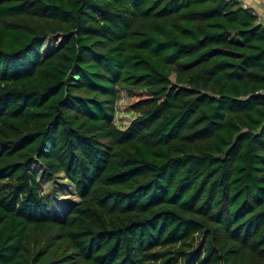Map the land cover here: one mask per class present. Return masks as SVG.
I'll use <instances>...</instances> for the list:
<instances>
[{"label":"trees","instance_id":"obj_1","mask_svg":"<svg viewBox=\"0 0 264 264\" xmlns=\"http://www.w3.org/2000/svg\"><path fill=\"white\" fill-rule=\"evenodd\" d=\"M118 89L134 115L123 129ZM37 169L74 188L59 216ZM0 264H264L251 8L0 0Z\"/></svg>","mask_w":264,"mask_h":264},{"label":"rangeland","instance_id":"obj_2","mask_svg":"<svg viewBox=\"0 0 264 264\" xmlns=\"http://www.w3.org/2000/svg\"><path fill=\"white\" fill-rule=\"evenodd\" d=\"M62 36H50L44 44L42 50L44 52L54 48L60 41ZM119 90V98L115 102V115L114 123L119 128L123 129L128 126L133 119V113L126 108V93L122 89ZM36 174L39 179V187L42 194L50 200V212L56 216L61 215L68 201H77V197L74 194L73 186L59 175L58 177H49L42 169H37Z\"/></svg>","mask_w":264,"mask_h":264},{"label":"built area","instance_id":"obj_3","mask_svg":"<svg viewBox=\"0 0 264 264\" xmlns=\"http://www.w3.org/2000/svg\"><path fill=\"white\" fill-rule=\"evenodd\" d=\"M243 7L251 8V12L256 16L257 22L262 26L264 30V7L261 9L254 8L248 0H238Z\"/></svg>","mask_w":264,"mask_h":264},{"label":"crops","instance_id":"obj_4","mask_svg":"<svg viewBox=\"0 0 264 264\" xmlns=\"http://www.w3.org/2000/svg\"><path fill=\"white\" fill-rule=\"evenodd\" d=\"M248 1L256 9H261L264 7V0H248Z\"/></svg>","mask_w":264,"mask_h":264}]
</instances>
